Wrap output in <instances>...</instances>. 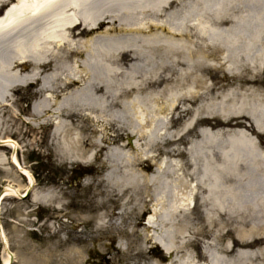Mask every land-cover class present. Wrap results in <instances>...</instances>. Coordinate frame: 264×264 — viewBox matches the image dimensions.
I'll return each mask as SVG.
<instances>
[{
    "label": "bare ground",
    "instance_id": "6f19581e",
    "mask_svg": "<svg viewBox=\"0 0 264 264\" xmlns=\"http://www.w3.org/2000/svg\"><path fill=\"white\" fill-rule=\"evenodd\" d=\"M174 1L0 0V8L6 5L0 14V105L8 106L18 86L35 87L30 116L21 123L52 126L56 160L77 165L102 158L106 170L100 181L88 178L75 192L53 186L34 190L17 144L5 138L2 151L13 148L6 164L28 183L22 194L12 186L2 190L0 202L31 191L33 205L62 212L71 206L72 227L94 223L92 235L72 238L77 245L100 241L111 229L130 245L150 243L169 258L165 262L141 248L132 250L128 259L142 264H264V84L258 67L243 63L255 56L253 47H239V36L264 38V6L251 9L256 24L250 33L231 26L209 31L198 24L206 39L219 35L235 42L222 52L193 41L197 33L192 35L190 23L197 21L169 8ZM108 6L114 13L105 12ZM105 17L115 28L103 31L111 36L98 43L93 33ZM220 69L230 76L222 85L216 81L223 75ZM199 101L206 103L197 111ZM186 117V124L173 129ZM155 160L149 173L148 163ZM119 170L134 211L120 231L111 221L123 187ZM123 212L122 207L118 213ZM175 224L191 230L194 254L181 257L177 248L151 235ZM165 234L170 238L168 229ZM0 238L5 249L1 226ZM46 242L52 255L68 240L56 228ZM62 255L61 264H78V256ZM12 263L3 250L1 264ZM110 264L124 260L113 255Z\"/></svg>",
    "mask_w": 264,
    "mask_h": 264
},
{
    "label": "rangeland",
    "instance_id": "374dc122",
    "mask_svg": "<svg viewBox=\"0 0 264 264\" xmlns=\"http://www.w3.org/2000/svg\"><path fill=\"white\" fill-rule=\"evenodd\" d=\"M263 6L264 3L250 0H176L169 5V8L174 7V11H177V13H185L190 20L197 21L195 22L197 23L196 25L192 22L190 23L192 35L197 33L193 37V41L206 44L216 51L223 52L226 49L234 48L236 46L235 42L231 45L228 42L229 39H220L219 35L207 37L208 39H206L198 30V24H203L207 30L214 27L220 30L231 26V31L233 28L236 31L241 30V32L250 33L256 24L254 20L255 16L252 14L251 9L259 10ZM5 7L6 5H3L0 8V14ZM108 8L105 10L106 13H114V8L110 6ZM109 18L105 17V21ZM214 20H223L225 24L217 27L220 24L213 23ZM109 28H115V25L106 21L105 24L95 29L93 36H95V39H98V43L109 40L111 35L106 36L103 34V31ZM239 38L240 49L253 47L255 53L254 57L245 59L243 63L246 65L247 63L255 64V67H258L257 74L264 84V38L259 37L258 41L243 36H239ZM261 63H263V67H259ZM211 64L216 66V63L213 61ZM220 72H222L224 77L220 75L216 81H220L219 85H222L226 82V78L229 79L230 76L222 69H220ZM233 73L235 74V70ZM35 89L33 86L27 88L25 85H20L12 92L8 106L0 105V116L6 121V124H4L5 122L2 125L0 124V140L10 138L17 144L20 150L19 152L17 151V157L22 168L34 180V190L45 191L48 187L53 186L60 192L70 193L75 192L73 190L76 189V186L84 184L88 178L94 179L95 182L100 181L106 171L105 167H103L102 158H91V162L88 164H64L56 160L55 151L50 145L51 125L34 128L21 123V120H27L30 116L29 108L35 101L33 95ZM205 103L199 101L194 105V108L198 111L199 106ZM16 114H19L18 119H13V115ZM188 117L180 119L173 129L186 124ZM118 127L122 128L125 126L118 125ZM4 131H7V133H4ZM123 142H127L126 136ZM183 147L184 145L181 146V148ZM2 150L3 146L0 145V161L3 158L1 157L3 156L2 154L5 155V160L0 163V194L2 190L10 186L17 188L20 194H22L24 191V187L22 186L27 184L28 180L23 175L20 176V179L17 178V174L14 173L11 165L9 163L6 164L10 160L13 148L6 149L7 153ZM160 150H157L158 153L161 152ZM101 154L104 155L105 150ZM158 159L159 156L156 157L157 161ZM156 160L148 163V165L150 164L149 173H152L155 169ZM120 170L118 173L123 178V187L118 194L116 211L118 213L123 207L124 212L122 216L120 213H116L111 219L114 223L112 227L117 228L118 231L123 230L125 223L132 221L134 217L132 205L127 204L129 193L123 192L126 189L125 185L127 183L124 182V176ZM31 193L30 191L28 195L30 196ZM29 196L21 199L6 198L0 202V224L5 233L8 248L15 256V261L12 264H61V261L65 257L62 253L72 257L78 256V264H110L113 255L117 259L124 260V264H142V262L128 259L132 250L135 251L138 248H141L143 253L149 252L150 255L153 254L157 258L169 262V258L165 257L157 246L150 243H134L130 245L126 239L121 237L120 233L116 231L110 232L111 229L105 233V237L100 241H89L85 248L83 245H77L73 243L72 238L78 235V233L88 237L92 235L94 223H90L82 228L72 227L70 220H68L74 214L71 206H67L65 212L54 211L43 204L33 205V203L29 202ZM68 201V199L65 200L66 203ZM166 203L173 205L172 200H167ZM167 211L171 213L170 209H167ZM152 212L151 210L148 213L149 217L153 216ZM56 228L60 231V236L66 238L68 242L62 250L51 255L46 251V239L50 230ZM166 229L169 231L170 238H167L165 234ZM244 229L248 232V228ZM151 235L156 237L159 242L172 248H177L178 255L181 257L185 256L184 254H194V244L192 241L194 239L188 227L179 229L176 224L169 225L166 228H159L158 231H152ZM107 248H110V251H103V249ZM127 251L128 255L125 256L124 254H127ZM97 253H100L101 256L99 257ZM2 257L3 245L0 240V264Z\"/></svg>",
    "mask_w": 264,
    "mask_h": 264
},
{
    "label": "water",
    "instance_id": "95a60500",
    "mask_svg": "<svg viewBox=\"0 0 264 264\" xmlns=\"http://www.w3.org/2000/svg\"><path fill=\"white\" fill-rule=\"evenodd\" d=\"M7 251V250H6ZM10 261H12V259H10Z\"/></svg>",
    "mask_w": 264,
    "mask_h": 264
}]
</instances>
